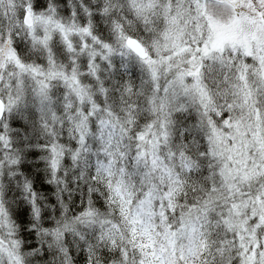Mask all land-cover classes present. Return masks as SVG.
Instances as JSON below:
<instances>
[{
  "label": "snow or ice",
  "instance_id": "6c2138e0",
  "mask_svg": "<svg viewBox=\"0 0 264 264\" xmlns=\"http://www.w3.org/2000/svg\"><path fill=\"white\" fill-rule=\"evenodd\" d=\"M0 264H264V0H0Z\"/></svg>",
  "mask_w": 264,
  "mask_h": 264
}]
</instances>
